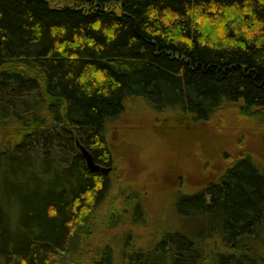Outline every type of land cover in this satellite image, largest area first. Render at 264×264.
Wrapping results in <instances>:
<instances>
[{
  "label": "trees",
  "instance_id": "trees-1",
  "mask_svg": "<svg viewBox=\"0 0 264 264\" xmlns=\"http://www.w3.org/2000/svg\"><path fill=\"white\" fill-rule=\"evenodd\" d=\"M132 98L217 127L230 118L233 131L246 129L239 118L264 125V0H0V264H70L83 250L112 175L89 168L78 142L114 169L107 123ZM169 199L220 222L77 257L264 264V167L254 156Z\"/></svg>",
  "mask_w": 264,
  "mask_h": 264
},
{
  "label": "rangeland",
  "instance_id": "rangeland-1",
  "mask_svg": "<svg viewBox=\"0 0 264 264\" xmlns=\"http://www.w3.org/2000/svg\"><path fill=\"white\" fill-rule=\"evenodd\" d=\"M125 104V112L107 123L114 171L109 172V188L89 228L82 232L85 237L80 238L83 250L79 255L108 245L120 251L126 243L143 249L165 232V227L195 237L211 222L218 225L220 221L202 211L180 213L170 205L169 196L179 190H201L245 153L264 167V125L254 129L252 119H237L239 125L246 126L240 132L229 127L230 118L217 127L216 123H199L171 106L159 111L143 98H132ZM124 208L130 210L124 213ZM113 210H119L120 215L107 226ZM78 254L68 257L70 264H90Z\"/></svg>",
  "mask_w": 264,
  "mask_h": 264
},
{
  "label": "water",
  "instance_id": "water-1",
  "mask_svg": "<svg viewBox=\"0 0 264 264\" xmlns=\"http://www.w3.org/2000/svg\"><path fill=\"white\" fill-rule=\"evenodd\" d=\"M78 146H79L89 168H91L93 171H102L104 173H109L111 171L112 168L103 167V166L99 165L98 163H96L94 156L92 155L90 150H88V148H86V146L82 145L79 142H78Z\"/></svg>",
  "mask_w": 264,
  "mask_h": 264
},
{
  "label": "flooded vegetation",
  "instance_id": "flooded-vegetation-1",
  "mask_svg": "<svg viewBox=\"0 0 264 264\" xmlns=\"http://www.w3.org/2000/svg\"><path fill=\"white\" fill-rule=\"evenodd\" d=\"M114 170L112 169V171L111 172H113ZM110 172V173H111ZM104 173V172H103ZM106 174H109V173H106ZM202 190V189H201ZM200 191V190H199ZM186 193H188V192H185V194ZM195 193V192H194ZM188 194H193V193H188ZM133 198V197H132ZM130 205H132V204H130ZM135 208H133L132 209V211L134 210ZM128 210H130V209H127V208H124L123 209V211H124V213L126 212H128ZM111 220H110V222L109 223H107V226H110L111 225V221L114 219V218H116V217H118V215H120V211L119 210H113L111 213ZM89 233L91 234V236L93 235V233L94 232H92L91 230L89 231ZM109 246V248H111L112 250H114V251H116V252H126V253H129V250H131V249H136V251L137 250H139V249H141V248H130V245L129 244H127L126 243V245H123V246H121L120 247V251L116 248V247H110V245H108ZM107 247V246H106ZM135 252V251H134ZM133 262H135V261H132V260H127V262H125V264H133ZM119 264H121V263H119Z\"/></svg>",
  "mask_w": 264,
  "mask_h": 264
}]
</instances>
